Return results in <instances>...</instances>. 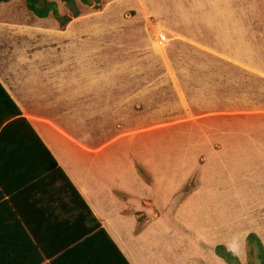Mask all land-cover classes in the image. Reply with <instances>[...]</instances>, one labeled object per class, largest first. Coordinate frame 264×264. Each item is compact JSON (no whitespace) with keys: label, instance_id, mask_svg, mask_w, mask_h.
<instances>
[{"label":"rangeland","instance_id":"374dc122","mask_svg":"<svg viewBox=\"0 0 264 264\" xmlns=\"http://www.w3.org/2000/svg\"><path fill=\"white\" fill-rule=\"evenodd\" d=\"M16 1L23 6L25 0ZM49 1L58 15L70 16L75 9L80 17L67 23L69 30H77L68 39L71 44H61L53 54L41 52L44 64H54L50 74L71 83L78 78L86 86L101 80L102 90L86 86L81 91L89 99L69 104L50 100L56 105L43 111L53 116L45 117L93 144L118 137L141 147L140 156L146 152L156 160L167 159L163 166L169 181L160 193L168 208L191 190H213L208 195L194 193L193 199L202 206L194 217L210 221L214 214L216 222L224 218V211L230 213L226 230L212 221L215 245L236 241L222 245L238 264H261L257 247L253 242L247 247L246 241L248 234H255L264 242V82L242 66L249 45L246 56L239 48L252 43L253 37L243 35L239 45L231 27L220 36L207 37L195 31L192 35L196 24L191 21L182 26H175V20L160 23V0H89L90 5L80 0ZM162 6L161 12L170 8ZM53 22L57 23L48 14L40 24L51 28ZM159 33L164 40H158ZM22 42L27 44L28 38ZM140 175L147 178L143 170ZM213 193L218 195L214 200ZM185 205L178 215L189 219V210L196 205L189 200ZM201 238L200 248L214 249ZM169 251L165 263L167 259L168 264H183L185 257L177 247ZM201 255L196 253L199 262Z\"/></svg>","mask_w":264,"mask_h":264},{"label":"crops","instance_id":"0c3cea01","mask_svg":"<svg viewBox=\"0 0 264 264\" xmlns=\"http://www.w3.org/2000/svg\"><path fill=\"white\" fill-rule=\"evenodd\" d=\"M20 3L16 0L0 2V84L124 259L128 264H168L167 259L165 263V253L169 254V250L177 247L185 257L183 264H225L214 253L213 247L204 251L198 246V236L202 237L203 243L215 245L213 222L224 230L230 223L228 222L230 213L227 211L221 214L224 218L216 222L213 221L214 214L210 213L206 215V217L211 215L213 220L210 221L194 217L196 213L199 214V209L202 207H199L197 200L193 199L196 195L194 193L205 191L207 193L203 195H208L213 190H191L178 202L175 198V204L168 208L166 197L160 193L162 187H165V182L169 181L166 180V168L163 166L167 159L156 160L150 154L146 155V152L144 156H140L137 152L141 147L137 149L132 141L127 142L118 137L93 144L71 135L70 130L61 127L54 119L45 117L48 113L43 110L47 108L50 110L56 105L50 100L67 101L69 104L72 100L89 99L83 96L86 93L81 90H85L87 86L88 89L99 87L101 91L102 81L91 82L93 84L86 82L85 86L78 78L72 83L68 78H54L55 75L50 72H53L55 65L52 63L45 65L46 59L41 58V52L53 54L55 48L61 47V44L63 47L71 44L68 39L71 34L76 35L77 30H69L67 23L71 18L80 17L78 13L64 24H60L51 13H48L57 21V23L53 22L50 28L49 25L40 24L44 17L33 15L27 9L25 1L23 6H19ZM163 4L169 5L170 8L161 12ZM159 5L160 23L175 20V26H182V22L191 21L203 28L195 30L194 25L192 35L195 31L196 35L217 37L231 27V30L237 33L239 45L244 43L243 35L248 34L253 37L252 43L245 40V46L239 47L243 48L245 56L247 45L250 49L242 66L244 69L250 68L254 71V75L264 82V0H160ZM216 18L219 23L215 22ZM174 35L181 36L179 32H175ZM25 36L28 38L27 44L22 42ZM160 50L158 48L157 51ZM252 57L254 60L251 59ZM60 64L61 62H57L56 65L60 66ZM44 73L48 75L45 76ZM72 85H76L77 88ZM261 86L264 94V84ZM66 110L68 112L69 108ZM57 127L61 128V131ZM168 161L178 162V160ZM140 170L146 173L147 178L140 175ZM179 189L174 190L171 197ZM159 194L162 197L157 196ZM213 194L214 200L218 195ZM160 198H163L161 202ZM188 200L190 204L196 205V209L190 208L189 219L180 218L178 214L184 206H187L185 204ZM51 210L52 213L61 211ZM227 214L228 219H226ZM235 218L238 220L240 215ZM55 219L56 217L51 215L45 219L43 216H31L30 228L38 237L39 247L36 252L28 253L29 258L23 255L25 263L97 264L92 262L93 260L87 263V256L90 255L85 253L69 254L66 258L56 261V256L59 254L57 253L59 244L56 243L67 236V231L64 228L60 229L61 224ZM201 221L204 225H201ZM4 223H0V228L6 227ZM32 238L35 240L33 235ZM20 239L17 237L16 254L26 251L24 248L20 249L19 245L22 243ZM223 243L231 245L236 241ZM197 252L202 254L201 257L204 255L203 262H199L196 258ZM103 259H99L100 264H105Z\"/></svg>","mask_w":264,"mask_h":264},{"label":"trees","instance_id":"16d2710c","mask_svg":"<svg viewBox=\"0 0 264 264\" xmlns=\"http://www.w3.org/2000/svg\"><path fill=\"white\" fill-rule=\"evenodd\" d=\"M61 1L72 4V0ZM80 2L90 5L89 0ZM25 5L37 17L51 13L60 24L77 15L75 9L70 16L58 15L54 2L49 0H25ZM51 209L61 211L52 213ZM46 215L55 216L60 229L67 231V236L56 243L57 262L69 254L85 253L90 255L87 263L93 260L100 264L99 259L104 258L105 264H128L0 84V223L6 222V227L0 228V264H29L25 258L39 247L38 237L30 228L31 216L45 219ZM247 236V247L253 242L264 264L261 241L255 234ZM17 237L21 238L19 247L26 250L24 253L16 254ZM213 250L225 263L238 264L222 244H216Z\"/></svg>","mask_w":264,"mask_h":264},{"label":"bare ground","instance_id":"6f19581e","mask_svg":"<svg viewBox=\"0 0 264 264\" xmlns=\"http://www.w3.org/2000/svg\"><path fill=\"white\" fill-rule=\"evenodd\" d=\"M159 34H160V33H159ZM158 36H159V38H160V39H158V40H160V41H161V40H164V38H163V36H162L161 34L158 35Z\"/></svg>","mask_w":264,"mask_h":264}]
</instances>
